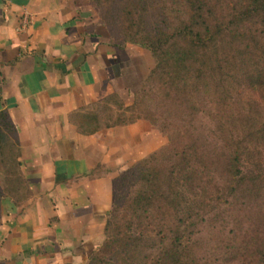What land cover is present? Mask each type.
Masks as SVG:
<instances>
[{
    "label": "crops",
    "instance_id": "1",
    "mask_svg": "<svg viewBox=\"0 0 264 264\" xmlns=\"http://www.w3.org/2000/svg\"><path fill=\"white\" fill-rule=\"evenodd\" d=\"M74 2L0 0V111L14 126L30 190L20 205L3 202L0 264H84L102 241L114 175L131 155H147L141 121L78 130L108 88L99 43Z\"/></svg>",
    "mask_w": 264,
    "mask_h": 264
},
{
    "label": "rangeland",
    "instance_id": "2",
    "mask_svg": "<svg viewBox=\"0 0 264 264\" xmlns=\"http://www.w3.org/2000/svg\"><path fill=\"white\" fill-rule=\"evenodd\" d=\"M116 1L101 0L100 4L97 0L74 2L78 20L88 30L102 35L98 47L100 83H107L108 88L103 99L93 104L86 113L92 118L86 130L95 126L100 129L109 125L107 128L128 126L141 121L143 125L140 126H146L147 130V155L140 160L172 145L179 151L187 143V139L172 118L176 98L171 95L166 103L157 97L159 85L149 81L155 66L151 53L145 48L123 43L121 40V19L118 17L114 21L112 15L122 17L118 4L123 0ZM176 1L154 0L149 9L150 19H146L145 23L147 29L150 26L172 29L178 25L179 15L174 5ZM245 1L209 0L208 4L210 9L215 10V17H222L226 21L231 10L239 9ZM245 21L236 29L240 36L236 42L222 40L224 47L220 55L230 64L221 68L222 76L215 75L211 78L210 86L206 89L205 97L209 101L224 100V107L218 113V118L210 119L209 109L203 107L197 111V116L204 121L201 126L202 138L208 144L210 152H217L225 147V152L229 153L236 143L246 172L258 166L260 173L264 175V141L259 136L256 137V126L264 121V21L261 17ZM241 50L245 52L243 55L240 54ZM227 72L230 74L228 77ZM232 75L235 78L230 81L229 77ZM220 79L226 81L217 86ZM143 89L154 92L153 96L146 97L145 107L138 104L139 99H136ZM147 116L157 120V124L147 121ZM129 120L133 122L130 123ZM120 122L126 124L115 125ZM177 133L179 138H172ZM12 144L5 143L7 148L5 147L3 159L6 161V168H10L14 157L10 146ZM152 148L157 149L153 151ZM142 154L144 153L141 152ZM130 157V163L127 161L129 164L114 175L113 203L106 217V224L110 223V228L114 231L118 227L123 234L127 229L133 235L141 234L142 240L137 244V261L134 264H148L159 251L166 248L178 220L186 226L184 239H181L178 250L190 264H261L257 253L261 244L264 245V182L252 193L237 192L230 197L221 191L225 185L219 168L207 165L201 178L206 184V206L198 204L201 196L198 189L194 190L196 196L183 190L182 200L177 204L168 201L156 209L155 202L149 214L146 213V216L138 220L134 217L129 200L141 189V184L131 175L122 180L123 174L129 170L134 171V165L140 161H134L132 155ZM175 161L176 158L171 155L159 158L152 165L168 170ZM215 189L223 194L222 197H215ZM98 249L92 251L84 264L89 262ZM109 259L106 258V264L111 263Z\"/></svg>",
    "mask_w": 264,
    "mask_h": 264
},
{
    "label": "trees",
    "instance_id": "3",
    "mask_svg": "<svg viewBox=\"0 0 264 264\" xmlns=\"http://www.w3.org/2000/svg\"><path fill=\"white\" fill-rule=\"evenodd\" d=\"M97 1L99 4L102 3L101 0ZM153 2L154 0H123L118 4L122 17L117 14H113L112 17L114 21L118 17L121 19L123 43L145 48L154 58L155 66L149 81L159 85L158 98H162L165 102L171 95L176 98L172 107V118L178 123L187 143L181 146L179 151H176L175 146L172 145L161 152L153 153L148 158L138 161L134 165L136 168L134 171L129 170L123 174L122 180L131 175L141 184V189L129 200L134 217L136 216L138 220L146 216V213L149 214L155 202H157V209L168 201L176 203L182 200L183 190H188L191 195L196 196L194 190L198 189L201 193L198 204L206 206L208 204L207 192L204 189L206 184L201 181V178L207 165H215L219 168L225 185L221 191L223 194L226 192L230 197L237 192L252 193L264 182V175L260 173L258 166L246 172L236 143L229 153L225 152V147L217 152H210L208 144L202 138L201 126L204 125V121L197 116V111L203 107L209 109L210 119L218 118V113L224 107V100L209 101V98L205 96L211 78L215 75L222 76L221 68L230 64L224 56L220 55L224 47L222 40L227 39L229 43L236 42L240 38L237 27L249 18L261 17L264 21V0H246L239 9L231 10L226 21L222 17H215V10L210 9L209 0H177L174 5L179 15L178 25L172 29L165 26L155 28L150 26L147 29L145 23L146 19H150L151 10L149 9ZM92 39H96L99 43L102 35L93 32ZM244 53L240 51L241 55ZM229 75L227 72V77ZM233 77L235 78V75L229 77L230 81H233ZM224 81L226 80L220 79L217 86ZM153 93V90L143 89L138 98L136 97L139 99L138 104L144 106L146 97L153 96ZM86 113L81 115L82 119L77 123L78 130L81 133H94L100 127L95 126L86 130L89 121L92 120ZM145 119L151 124H157L154 118L147 116ZM129 122L132 123L133 120ZM118 124L126 123L120 122L115 125ZM256 127L258 128L256 137L259 136V139L264 141V121ZM172 138H179V134H173ZM8 142L13 143L10 145L14 156L10 168H6V161L3 159L5 143ZM171 155H174L176 161L168 170L162 167L155 168L152 165L159 158L171 157ZM1 156L0 221L5 200H11L14 205H20L30 195L29 187L22 177L17 162L16 132L5 111H0ZM214 192L217 199L223 195L217 189ZM185 227L179 220L176 221L168 246L159 251L148 264H190L186 256L178 250L181 239H184ZM115 229L117 231L111 230L110 223L107 222L100 247H97L98 251L93 254L94 256L88 260L87 264H106L108 257L110 264H134L137 261L136 249L137 244L142 240L141 234L133 235L129 229L123 234L118 227ZM120 234L123 235L119 237ZM260 248L257 256L261 264H264L263 243Z\"/></svg>",
    "mask_w": 264,
    "mask_h": 264
}]
</instances>
